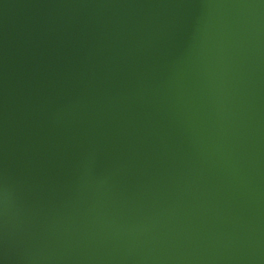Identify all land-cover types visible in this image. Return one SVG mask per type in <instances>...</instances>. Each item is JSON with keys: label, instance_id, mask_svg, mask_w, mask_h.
Returning a JSON list of instances; mask_svg holds the SVG:
<instances>
[{"label": "water", "instance_id": "water-1", "mask_svg": "<svg viewBox=\"0 0 264 264\" xmlns=\"http://www.w3.org/2000/svg\"><path fill=\"white\" fill-rule=\"evenodd\" d=\"M0 264H264V0H0Z\"/></svg>", "mask_w": 264, "mask_h": 264}]
</instances>
